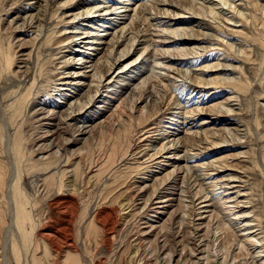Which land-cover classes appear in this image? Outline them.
Returning <instances> with one entry per match:
<instances>
[{
	"label": "rangeland",
	"instance_id": "374dc122",
	"mask_svg": "<svg viewBox=\"0 0 264 264\" xmlns=\"http://www.w3.org/2000/svg\"><path fill=\"white\" fill-rule=\"evenodd\" d=\"M65 1H68L69 5L66 9H61L60 4ZM72 1L50 0L49 4L44 3L41 11L37 12V10L27 9L29 6H34L36 0H0V172L2 173H0V264H37V262L38 264H176L174 261L176 253L182 255L178 264H197L194 257L191 256L199 237L198 234H195L194 225L191 223L195 214L192 208L186 207L185 202L172 208L174 211L172 217L165 220L158 239L151 238L147 241L139 236L141 227L148 217L144 204L153 189L148 190L144 198L141 199V197H134L133 187L137 185L139 177L145 176L146 173L149 175V170H152V167H148L152 164H150L148 156L143 155L137 159L140 156L137 154L140 149L138 150V145H136L140 137L138 131L134 130V134H131L132 140L129 138L130 140L127 139L129 141L126 143L124 141L120 144V142L123 141V134L133 129L130 115L132 109L137 107V110H146V101L150 99L136 103L143 96L144 91V93L139 91L134 96L125 98L120 109L115 110V106L122 99L117 94L113 102L106 103L105 111L103 110V114L98 120L99 124L84 135V139L79 144L73 147H68L65 144L67 138H70L74 132V128L71 127L64 129V135L55 141L58 143V148L61 146L60 153L55 152L56 149L48 151L47 147H44L46 150H38V137L47 130L43 122L48 123L50 120L43 121V124L37 121V118L32 114L36 105L41 103L48 107L53 103L52 101L59 99L60 91L56 90V86L61 82L59 75L64 76L65 73L74 72L72 67L75 65V61L79 63L78 66H81V63L86 60L85 58L76 60L79 53L70 54V52H73V49L77 47L68 46L67 40L59 41L70 35H64L63 31L73 29L79 31L80 27H87L81 26L82 24L92 23L84 21L82 15L74 24L67 23L66 20L62 22L63 12L71 14V12H79L83 9L85 11L88 8L82 4L83 0ZM94 1L97 2L95 4L101 6H110L101 7V10L95 12L94 15L106 11V16H108L106 18H109L114 16L110 14L115 9L114 7H120L125 2L136 0ZM229 2L234 3L231 8L224 6L227 16L232 17L233 13H236L235 20H242L241 23L245 25L247 31L252 34H261L264 39V33H261L262 29L259 23L254 24L253 22L254 12L258 10L254 9L253 0H230ZM259 2L261 3L262 0ZM239 3H242L244 7L241 4V7L237 6ZM204 5L211 6L208 2H204ZM218 7H223V5L219 4ZM118 10L117 8L115 11ZM156 10L154 12L158 14V10ZM151 11L149 10L147 13ZM238 13L243 15L240 16ZM258 15L261 16V11L258 12ZM100 17L103 18V15ZM213 17L208 16L207 19ZM165 20L169 21V18ZM111 21H101L99 24L102 26L98 25L100 31L97 32L100 34L104 32L105 27L103 26ZM140 24L136 29V36L148 35L154 29L150 20H143ZM212 33L226 46H219L217 42L208 43V50L202 56L190 59L191 65L186 63L182 66L183 69H191L192 76L186 74L189 75L188 79L187 76L186 78L184 76L187 81L180 80L182 77L178 78V90L186 89L178 100L185 104H191L186 109H193L195 104L192 102L198 100L200 103L203 100L206 101L207 103H204L206 106L217 102L224 105L226 98L233 95L231 87L236 84L237 79H242V82L246 84L254 79L253 83L256 87L253 86L255 88L248 90L249 92L247 91L248 93L246 92L241 98L240 114L229 116V122L232 123L242 120L245 130L241 132L242 134L233 130L232 133L221 130L217 137L220 141L225 139L229 147L221 155H230L231 158L228 161L233 160L231 164H234L237 169L246 167L251 176L248 179L247 187L250 188L252 208L261 223L264 236V107L262 105L264 104V45L254 59L253 51L251 52L248 45L243 42L246 31L245 34H234V36L225 31L224 34L221 31H212ZM122 37V34L119 33L115 40L118 41V38L119 41L124 40ZM108 40L109 38L106 39V41ZM132 41L126 39L119 48H123L126 44L130 45ZM199 44L207 46L204 43ZM142 46L140 45L138 48H142ZM108 47L113 48V42ZM117 48L118 44L115 45V50ZM222 51L228 52L230 57L236 56L242 61L250 59L249 71L245 70L242 61L230 59L226 63H232L237 68L232 74L225 73L221 65L224 63V60L221 59L224 56H221ZM87 52L93 54L94 50H87ZM138 55V50L132 51L123 65L135 60ZM70 56L75 57V61ZM70 59L74 62L67 65V60L70 61ZM140 61L141 59L134 67H138L137 69L128 71V75L137 73L136 84L141 81L142 77L150 74L151 70L163 72L158 68L154 69L153 62H146L143 59L142 63H145L143 65L139 63ZM205 66H209V68H205ZM146 70L149 71L145 72ZM117 71L118 68L115 69V73ZM131 71L135 72L131 73ZM243 71H247L246 77L243 75ZM141 73L143 76L139 79ZM196 77H202L213 83L218 77H228V80H219L216 82L217 84H212L211 88H205L201 93L195 90L194 94H191L195 85H198L194 79ZM34 78L35 84L31 90H28ZM149 79L150 82L158 84L156 81L159 79H154L153 76ZM113 80L116 81L117 78H113ZM147 81L149 82V80ZM147 81L141 90L145 86L147 87ZM189 84H191V88L188 87ZM213 88L219 90L214 91L218 93L215 99V96H210L213 93L208 94V91ZM70 93L68 91L69 95ZM99 93L104 94V91ZM159 95H162L161 90H159ZM148 106L153 107L151 101ZM52 108L48 107V109ZM219 110L218 108L212 114L218 115ZM133 113L138 115L140 112ZM169 116L168 111L162 112L158 122ZM201 118L196 122L201 121ZM167 119L169 118H166L165 121ZM119 139L121 140L119 141ZM193 142L197 144L196 139L190 143ZM116 143L118 147L115 146ZM144 143L146 146L149 144ZM45 144H49V142L47 141ZM199 145L203 146V144ZM240 148L247 152L248 157L244 158L246 161L235 155L241 150ZM71 154L74 155L71 157ZM68 155H70V163L66 162ZM163 159L165 158L159 160L163 161ZM240 159L242 162L239 163ZM139 161L147 163L139 165ZM56 164L57 167H55ZM45 165L52 168L49 174H52L51 171L56 172L51 180H44V176L49 175L45 170ZM195 173L193 171L187 173L189 182L185 187L186 194L198 190H201L202 193L210 190L202 184L203 179H200L202 175ZM16 181H18L29 212V219L26 220L24 226L27 237L15 222L14 196L16 189L14 184ZM159 182L156 181L155 188L159 187ZM193 182L199 185L197 184V186ZM223 215L224 217H222ZM215 216L214 225L210 229L211 237L206 238L208 248L206 255H209L206 264H232V250L237 249L238 241L232 236V227L227 224L228 218H230L229 213L219 207ZM217 225L219 231L216 230ZM261 243L258 245H264V239ZM241 255L244 260H250L251 256L248 255V250L243 249ZM223 256L228 258L225 261L220 260L219 258Z\"/></svg>",
	"mask_w": 264,
	"mask_h": 264
},
{
	"label": "bare ground",
	"instance_id": "6f19581e",
	"mask_svg": "<svg viewBox=\"0 0 264 264\" xmlns=\"http://www.w3.org/2000/svg\"><path fill=\"white\" fill-rule=\"evenodd\" d=\"M49 1L50 0H36L35 5L29 6L27 9L40 12L44 3L49 4ZM229 1L230 0H136L134 2H125V4L120 7H114L115 9L110 13L114 16L106 18L108 17L106 16V11L103 13L100 12L98 15H94V13L101 10V7L110 6L95 4L97 2L94 0H83L82 4L88 6V8L85 11L83 9V11L71 12V14L70 12H63L61 17L62 22L66 20L67 23L74 24V22L79 19L80 15H82L84 21H89L93 24H82L81 26L87 27H80L79 31L74 29L69 31L65 30L62 33L64 35H70L59 41L62 42L67 40L68 46L77 47L73 49V52H70V54H74V52L79 53L76 60H82L84 58L86 60L84 63H81V66H78L79 63L74 60L75 57L73 58L70 56V58L75 61V65L72 67L74 72H64V76H58L61 82L56 86V90L60 91L58 95L60 98L52 101L53 103H51L53 105H48V107H53L52 109H48L46 104L39 103L36 105L32 114L37 118V121L41 123L45 120H50L48 123L43 122L47 130L38 137V150L43 151V149L46 150L44 147H47L48 151L56 149L55 152L58 153L61 146L58 148V143H55V141L57 138L64 135V129L74 128L73 134L71 133L72 136L65 141L68 147H73L79 144L84 139V135L88 134V132L99 124L98 120L101 117L100 115L103 114V110L105 111L106 103L113 102L117 94L118 97L122 99L115 106V110L120 109L125 98L132 97L139 91H144L145 93L143 92V96L140 97L136 103L150 99L149 101H151L153 107H149V101H146V110L142 109L140 111L137 110V107L136 109H132L130 115L133 129H131L130 132H128L129 130L126 131L122 136L123 141L120 142L121 144L124 141L126 143V141L130 139L132 140L131 134L134 130L138 131L140 137L136 145H138L137 148L138 150L140 149V151L136 153L140 154V156H138L137 159H140L143 155L148 156L147 158L150 164H152V166L147 164V166H149L148 168L152 167V170H149L151 174L149 173V175H147L148 173H146L145 176L139 177L140 179L137 185L133 187L134 197H141V199L144 198L148 190L153 189L150 195L147 194V199L145 198L146 202L144 208H146L148 212V217L146 216L147 218L144 225L141 227L139 236L147 241L151 238L155 240L156 238L158 239L165 220L172 217L174 212L172 208L179 203L182 204L185 202L187 208L190 207V209L192 208V210H194L195 216L191 223L194 225L195 234L199 236L191 256L194 257L195 263L206 264V259L209 258V255H206L208 251L206 238L211 237L210 229L211 226L214 225V217H216L215 212L220 207L221 210H226V212L229 213L230 218H228L227 224L232 227V236L238 241L237 249L232 250V264H264V245H258L263 242L264 239L263 229L252 208L253 202L250 200L251 191L250 188H248L249 186L247 187L249 184L248 179H250L251 176L248 174L246 167L235 168V165L231 164L233 160L231 162L228 161V159L231 158L230 155H221L228 147V143L225 139L220 141L217 137L221 130L228 131L229 133H232V130L236 131V133H241L245 130L242 120L232 123L229 122V116L240 114L241 98L248 90L250 91L251 88L254 89L256 87L255 83H253L254 79L249 81L248 84L242 82V79H237L236 84L231 87L233 95L226 98L227 100H225L224 105H221V102H217L206 106L204 105V103H207L206 101L204 102L203 100L202 103H200V100H198L192 102V104H195L193 109H186L191 104H185L178 100L181 94L183 95V92L186 90L185 88L181 89V91L178 90V78L182 77L180 80H183L184 76L186 78V74L191 75V69L188 68L189 70H186L183 69L182 66L186 63H190V59L202 56V54L208 50V43L217 42L219 46H226L223 42L221 43L218 37L213 36L212 31H221L223 34L225 31L228 32L229 35L231 34V36H234V34H245L244 32L246 31L243 42L245 45H248L251 52L253 51L254 59L260 48L263 47L264 39L261 34H252L250 31H247L245 25L241 23L242 20H235L236 13H233L232 17H228L225 13L226 11L224 12V6H229V8H231L234 3ZM67 2L68 1H65L63 4L59 3L61 9H66L68 7L67 5L69 4H67ZM204 2H208L211 6L204 5ZM219 4H222L223 7H218ZM240 4L242 5V3H239L237 6H240ZM252 5L254 9H258L254 12L253 22L254 24L259 23L262 29L261 33H264V0H262L261 3L259 0H253ZM117 8L119 10L115 11ZM156 9L158 10V14L154 12ZM147 10L152 11L147 13ZM260 11L261 16L258 15ZM102 15L103 18L100 17ZM238 15L241 16L243 14L238 13ZM208 16L214 17L212 19H207ZM166 18H169V21H166ZM106 20L112 21L103 26L105 27L103 30L104 32L101 34L98 33L97 31H100L98 25L102 26V24L99 23ZM143 20H150L154 29L148 35L136 36V29L141 25L140 22ZM119 33L122 34L124 40L119 41V38L118 41L115 40ZM108 38L109 40L106 41ZM126 39L133 41L130 45L126 44L123 48H119ZM112 42L114 47L110 49L108 45ZM199 43L207 44V46H201ZM116 44H118V48L115 50ZM140 45H143L142 48H138ZM87 50H94V53H88ZM136 50H138L139 55L135 60L123 65L124 61L129 58L128 56L131 52H135ZM222 55H224L221 57V59L224 60V63L221 64L223 66L222 70L225 73H234L237 66L232 65V63L227 64L226 62L230 59L242 60L238 59L236 56L230 57L229 53L225 51L221 53V56ZM72 59H70V61L67 60V65L74 62ZM139 59H141L139 63H142L143 59H145L146 62H153V68H158L163 72L151 70L150 74L144 77H142L143 74L141 73V76L138 77L139 79L142 77L140 79L141 81L136 84L135 80L137 79L135 78L137 73L128 75V71L138 68L134 67L137 66ZM242 62L245 65V70H248L250 67L249 64H251L250 59ZM142 64L145 65V63ZM116 68H118V71L115 73ZM205 68H209V66H205ZM147 71L149 70L145 72ZM133 72L135 71H131V73ZM243 72V75L246 77L247 71ZM153 74L158 76L155 77ZM152 76L154 79H159L156 81L158 84L150 82L149 78ZM188 76L187 79L189 78ZM249 77L251 78V76ZM113 78H117V80L115 81ZM196 78L194 79L197 81L198 85H195L191 94H194L195 90L201 93L205 88H211L210 86H212V84L219 82V80H226L228 77L215 78L214 83L212 81L208 82L202 77ZM187 79L184 80L187 81ZM147 80H149V82ZM146 81L148 82L147 87L144 85L145 87L141 90ZM34 84L35 78L29 85L28 90H31ZM188 87L191 88V84H189ZM159 90H161L162 95H159ZM217 90V88H213L211 91H208V94L213 93L210 96H215V99L218 93L214 91ZM68 91L71 92L70 95ZM100 91H104V94L99 93ZM124 94L126 95L121 97ZM173 98H175V101L172 102ZM133 101H135V99H133ZM262 105L264 107V104ZM218 108L220 109L218 115H213L212 112ZM138 111L140 112L138 115L133 113ZM165 111H168L170 114L169 117H166L169 119L165 121L166 118H164V120L162 119L158 122L159 116ZM202 116L204 117L201 118ZM199 118L202 120L196 122ZM62 120L64 122H60ZM64 124L66 125L65 127L62 126ZM195 139L197 140V144L194 142L190 143ZM120 140L121 139H119V141ZM47 141L49 144H45ZM144 142L149 143L148 146H146ZM142 143L144 144L142 145ZM159 143L160 146H158ZM199 144H203V146ZM116 145L117 143L115 146ZM128 146V148H130V145ZM72 152L74 153V151ZM246 153L245 150L241 149L238 154L235 155L244 159L248 157ZM73 155L74 154H71V157ZM68 156L66 162L70 163V155ZM160 158L165 159L161 161L159 160ZM243 161L246 160L244 159ZM145 162L139 161L138 164L144 165ZM240 162H242L241 159L239 163ZM57 164L55 167H57ZM51 169V166H46L45 168L48 174ZM191 171L202 175L200 179H203V183L201 181L199 182L205 185L207 189H210L209 191H205L206 193H202L201 190L196 192L191 191L192 193H187L188 195L185 193V187L186 185L188 186L187 183L189 182L187 173ZM51 173L52 174L45 175L44 180L47 181L54 178L56 172L51 171ZM156 181H160L158 188H155ZM194 184L197 185L198 183ZM14 185L16 189H14L16 204L15 222L27 237L24 226L26 220L29 219V212L22 197V191L18 186V181H16ZM222 217H224V215ZM224 220L222 221L224 222ZM216 230L219 231V226ZM243 249L248 250V255L251 256L250 260H244L242 258L241 252ZM181 257V253H176L174 255L176 264L180 262ZM227 258V256H223L219 259L225 261Z\"/></svg>",
	"mask_w": 264,
	"mask_h": 264
}]
</instances>
